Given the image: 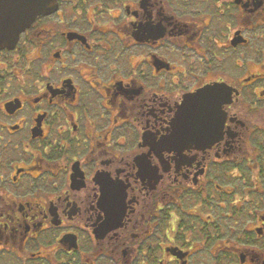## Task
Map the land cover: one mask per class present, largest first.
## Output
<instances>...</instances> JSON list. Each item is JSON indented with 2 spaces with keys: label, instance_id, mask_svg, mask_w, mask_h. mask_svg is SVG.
Here are the masks:
<instances>
[{
  "label": "flooded vegetation",
  "instance_id": "af4514ba",
  "mask_svg": "<svg viewBox=\"0 0 264 264\" xmlns=\"http://www.w3.org/2000/svg\"><path fill=\"white\" fill-rule=\"evenodd\" d=\"M13 33L0 264H264V0H56Z\"/></svg>",
  "mask_w": 264,
  "mask_h": 264
},
{
  "label": "water",
  "instance_id": "95a60500",
  "mask_svg": "<svg viewBox=\"0 0 264 264\" xmlns=\"http://www.w3.org/2000/svg\"><path fill=\"white\" fill-rule=\"evenodd\" d=\"M55 4L56 0H0V44L10 36V30L14 29L15 39L23 26L32 22L36 15L49 11ZM204 93L201 90L193 97Z\"/></svg>",
  "mask_w": 264,
  "mask_h": 264
}]
</instances>
